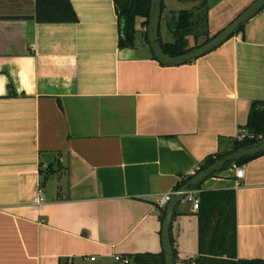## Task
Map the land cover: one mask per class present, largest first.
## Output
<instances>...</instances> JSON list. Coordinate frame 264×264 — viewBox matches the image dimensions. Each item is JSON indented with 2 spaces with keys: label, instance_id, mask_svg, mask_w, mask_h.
Segmentation results:
<instances>
[{
  "label": "crops",
  "instance_id": "0c3cea01",
  "mask_svg": "<svg viewBox=\"0 0 264 264\" xmlns=\"http://www.w3.org/2000/svg\"><path fill=\"white\" fill-rule=\"evenodd\" d=\"M70 1L75 23H39L36 0H0V264L164 253L159 201L230 150L264 102V10L208 55L166 66L144 19L123 49L114 0ZM210 1L214 37L256 0ZM163 4L167 22L202 0ZM244 166V179L229 168L200 192L236 191L238 257L264 260V155ZM187 204L172 225L176 264L199 257Z\"/></svg>",
  "mask_w": 264,
  "mask_h": 264
},
{
  "label": "trees",
  "instance_id": "16d2710c",
  "mask_svg": "<svg viewBox=\"0 0 264 264\" xmlns=\"http://www.w3.org/2000/svg\"><path fill=\"white\" fill-rule=\"evenodd\" d=\"M218 1L220 0H216ZM114 3L118 14L120 47L123 49L135 47L138 33L137 20L138 18L144 19L142 25L148 29L152 0H114ZM211 6L210 0H202V4L196 9L181 11L167 21L175 40L164 42L160 32L161 46L165 54L178 57L212 41L215 36L211 37L208 26ZM163 11L164 4H162ZM35 16L39 23H75L78 21L70 0H36ZM244 27L237 34L243 32ZM189 37H193V45L189 44ZM145 41L150 45L147 30ZM244 129L247 135L242 133L241 139L238 137L232 140L230 150L210 156L200 166L198 173L207 170L229 154L264 140V102L253 103L248 124ZM262 155L241 160L236 165L243 166ZM232 166L233 164L228 165L223 171ZM47 170H51V165H48L44 171ZM190 179L191 177L185 180L178 190ZM197 189L201 190V186ZM200 199V209L196 213L199 255L196 264H264V260H244L238 257L236 191L233 189L201 191ZM165 218L166 211L163 212L162 220L164 221ZM129 258L132 259V264H166L164 253L136 254Z\"/></svg>",
  "mask_w": 264,
  "mask_h": 264
},
{
  "label": "water",
  "instance_id": "95a60500",
  "mask_svg": "<svg viewBox=\"0 0 264 264\" xmlns=\"http://www.w3.org/2000/svg\"><path fill=\"white\" fill-rule=\"evenodd\" d=\"M163 0H152L150 23L147 29L150 47L154 52L156 59L166 66H180L198 60L214 50L218 49L229 39L234 37L243 26L248 24L255 16L264 10V0H256L247 10H245L237 19L229 26L216 35L209 43L178 57H171L162 49L160 38V24L162 18ZM7 19H20L19 17ZM145 34H143L144 36ZM264 154V140L259 143L240 149L237 152L231 153L225 158L209 167L207 170L198 173L190 179V181L180 189V194L176 195L167 206L166 218L163 223L162 241L165 254L166 264H176L175 251L172 242V225L176 214V208L184 200V194L202 186L208 179L221 173L228 165L236 164L237 162Z\"/></svg>",
  "mask_w": 264,
  "mask_h": 264
},
{
  "label": "built area",
  "instance_id": "2783aa9c",
  "mask_svg": "<svg viewBox=\"0 0 264 264\" xmlns=\"http://www.w3.org/2000/svg\"><path fill=\"white\" fill-rule=\"evenodd\" d=\"M247 135V134H244ZM242 135L239 136V138L241 139ZM231 169L235 172V177L237 180H242L245 177V166H238L236 164H234ZM200 170V167H198L196 170H193L190 174L189 177H194L198 174ZM239 185V184H238ZM180 190H176L175 192H171L166 194L163 198H161V200L159 201V205L161 207H166L171 201L172 199L180 194ZM200 190L198 189H194L191 191H188L184 194V203H189L193 206V210L195 212H198L200 209V203H201V199H200ZM45 204V198L43 196V191L40 190L38 193V196L35 199V205L41 209L43 207V205ZM94 260V258H93ZM114 260L116 264H132V259L127 257V256H122V255H114Z\"/></svg>",
  "mask_w": 264,
  "mask_h": 264
},
{
  "label": "rangeland",
  "instance_id": "374dc122",
  "mask_svg": "<svg viewBox=\"0 0 264 264\" xmlns=\"http://www.w3.org/2000/svg\"><path fill=\"white\" fill-rule=\"evenodd\" d=\"M160 30H161V37H162L164 42H166V43L167 42H173L175 40V36H174L173 32L170 30V27L168 26V23L166 22L165 19L161 22ZM188 42L190 45L193 44L194 43L193 37H189ZM185 208H186L187 212H190L192 210V206L190 204H187L185 206Z\"/></svg>",
  "mask_w": 264,
  "mask_h": 264
}]
</instances>
